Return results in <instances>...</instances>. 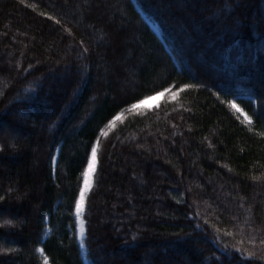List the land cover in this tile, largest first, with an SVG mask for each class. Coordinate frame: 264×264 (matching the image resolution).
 Returning a JSON list of instances; mask_svg holds the SVG:
<instances>
[{
    "label": "trees",
    "instance_id": "trees-1",
    "mask_svg": "<svg viewBox=\"0 0 264 264\" xmlns=\"http://www.w3.org/2000/svg\"><path fill=\"white\" fill-rule=\"evenodd\" d=\"M27 2L38 4L37 12L19 5L18 0H0V117L5 125L0 132V143L5 146L0 153V194L12 189V199L0 207V214L24 221L13 234L15 264H42L35 251L39 246L45 247L54 264H84L70 228L72 197L82 183L85 151L97 127L117 110L110 66L135 63L143 44L154 59L168 63L169 72L179 62L177 57H182L192 66L193 76L213 87L232 65L239 76L235 82L254 88L257 95L264 93L259 84L264 38L258 23H253L264 20V0H244L246 23L236 33L214 22V13L224 0ZM39 11L63 14L70 26H76V40L50 36V22L39 17ZM105 14L111 18L107 29L97 24ZM147 21L158 28L160 36ZM81 37L90 49L87 60L77 54ZM29 64L33 67L25 73ZM79 65L91 70L73 95L77 77L67 69L75 73ZM41 77L43 87L33 83ZM167 79V73L154 71L141 80L139 89L125 85L129 91L122 98L136 95L145 100ZM185 82L195 81L183 74L172 80L176 86ZM235 82L228 84L234 87ZM30 87L36 91H27ZM126 108L119 107L120 118L107 137H100L97 172L85 200L89 259L103 254L107 264H195L197 249L205 256L219 255L214 249L220 240L238 258L236 247L259 256L264 248L260 244L264 238V139L248 132L206 90H186L179 103L165 95L153 109L128 112ZM252 108H257L255 102ZM187 109L196 113V121L187 119ZM173 131L177 132L174 137ZM262 131L264 126L257 125L255 132ZM209 140L215 148L208 147ZM12 144L17 147L13 149ZM50 156L58 163L50 165ZM253 176L261 179L253 180ZM177 183L181 189H191L187 205L175 203L171 198L175 192L169 196ZM17 195L20 200L15 199ZM240 203L244 209L237 207ZM222 206L231 208L238 218L233 220ZM196 213L202 217L197 221L200 228L186 237L188 242L179 240L174 233L192 232ZM225 229L235 238L223 236ZM38 238L44 245L36 243ZM205 239L208 243H194Z\"/></svg>",
    "mask_w": 264,
    "mask_h": 264
},
{
    "label": "snow or ice",
    "instance_id": "snow-or-ice-1",
    "mask_svg": "<svg viewBox=\"0 0 264 264\" xmlns=\"http://www.w3.org/2000/svg\"><path fill=\"white\" fill-rule=\"evenodd\" d=\"M19 5L30 8L32 12H37V8L39 7L36 3H28L27 0H18ZM118 6V5H117ZM91 8L92 6L89 4L88 6ZM106 8L109 6H105ZM244 7V0H224V4L222 7L218 8L216 13H214V22L218 25L223 24V26L227 29L228 32L236 33L243 30L244 24L246 20L242 15V8ZM227 10V11H226ZM38 16L44 18L47 22H50L49 27L51 32L50 36L54 38L64 37L70 38L75 41L77 38V33L75 31V25L70 26V22L64 18L63 14H54L50 11H39ZM87 18V17H86ZM75 19V17L73 18ZM212 19V18H210ZM111 18L107 16V14L102 15L97 24H99L102 28L107 29L110 27ZM253 23H258V31L261 34L262 38H264V20L261 21H253ZM96 25H93L95 28ZM43 38V36H42ZM78 50L77 54L80 59L87 60L89 58L90 49L86 44L84 38H80L78 40ZM70 47V45H69ZM23 56V53H21ZM178 63L173 65L171 72H169V65L162 59L155 58L154 54L149 53L147 49L141 44V52L138 55L137 61L133 64H120V65H111L108 69L109 72V83H115L116 91L112 95V101L117 103L116 112L110 117L106 118V120L101 121L102 126L97 127V131L94 134L93 140L90 141L88 149L85 151L83 163H82V171L80 175L82 177V183L78 185L77 192L72 197L74 203V221L73 226H70L72 231V236L76 239V243L78 244V255L83 256V258L88 261V264H98V260L100 264H107V260L105 255H99L98 258L94 257L89 259L92 256V252L90 249V241H89V227H88V219L86 216L85 209V200L90 196V188L92 187V178L93 174L97 172L98 165V151L100 145V137H107L109 131L114 127L116 120L120 118L119 115V107L122 105H127L125 109L128 112H136L139 109V105L144 101L140 98V96L132 95L127 99H123L122 97L127 94L129 91V87L125 85L131 86L132 89H139L140 82L142 79L150 76L154 71H160L168 74V79L164 81V83L160 84L158 87L153 89L154 95H167L169 98L173 94L176 95V102L179 103V98L181 93H184L186 90H206L211 93L212 96L215 97V100L219 103L226 105L227 109L231 111L234 115L235 120L239 122L240 125L244 126V128L248 132H252L254 135L259 136L261 139H264V131L255 132V128L257 125L264 126V93L257 95L254 91V88H250L246 85H242L238 82L239 76L236 68L232 65H229L222 73H221V82L213 85V87H209L207 83L200 80L197 76H193V68L190 64L184 63L182 57H177ZM40 61L37 60L36 64H39ZM59 63V61H58ZM183 64V69L181 70L180 65ZM20 67L19 64L16 66ZM33 65L29 64L28 68L25 69V73L31 71ZM90 68L88 65H79L76 69L75 73H72L71 69H67V71L77 77L76 86L73 88V95L78 94L79 85L84 76H86L90 72ZM185 75L190 80H194L195 82H185L180 86H176L172 83V80L177 75ZM114 78V79H113ZM228 81L235 82L234 87L228 84ZM40 87H43V77L38 78L33 82ZM260 87L264 89V71L261 72ZM213 88L217 89L213 91ZM27 91L30 93H34L36 91L35 87H30ZM2 95V94H0ZM232 95L234 98L228 99L227 96ZM255 96V101H254ZM31 99L32 97H27ZM149 97L145 96L144 99H148ZM134 101V102H133ZM255 102L257 105L256 109L252 108V103ZM189 115L187 119H192L194 121L197 120L196 113L191 109L186 110ZM184 116H180V120H185ZM172 129H177V124L171 125ZM5 128V125L2 123V117H0V132H2ZM192 127H188V131L192 132ZM163 135V133H161ZM173 137L177 135V132L173 131L170 133ZM183 135V133H180ZM18 139V137H14ZM164 139L167 140L168 137L164 136ZM205 140H208V137H204ZM175 142L174 140L172 141ZM159 143V141H157ZM16 144H12V148L15 149ZM209 148H215L216 145L209 140L208 141ZM5 152V146L3 143H0V153ZM50 165L52 163H58V161L54 157H49ZM221 167H227L226 165H221ZM228 172H231L232 169L228 168ZM178 174L182 177L183 173L179 172ZM253 180H259L260 177H252ZM182 183V181H181ZM57 187H60V184H57ZM12 189L8 190L6 194H0V207H3L7 200L12 199L10 193ZM175 192V196H171V193ZM191 193L190 188L181 189L179 183H177L172 189H170L169 196L175 201L177 205H187L188 200L186 197ZM16 200H20L21 196L17 195L15 197ZM239 209H244V204L240 203L237 205ZM72 207L70 206V211ZM222 211L227 213L232 217L233 220L237 219L236 213L227 206H222ZM248 211H252L251 208ZM159 215V213H157ZM200 217L199 213H196L195 217H193V230L192 232L185 233V235H181L184 233V229H181L180 232L174 233L178 237L179 240L188 242L186 237L190 238L196 233V229L200 228V224L197 222ZM23 220H18L15 217L7 218L0 214V264H15L14 254L17 252V249L11 247L12 244H15L17 241L14 238V231L23 224ZM207 223V221H205ZM203 232V229H200ZM255 227L253 226V231H255ZM216 233H221V229L216 228ZM223 236L233 237L234 233L228 230H224L222 232ZM132 240L136 241L137 236L133 235ZM208 243V240L204 241H194V243ZM38 245H44V241L37 239L36 242ZM244 241H239L240 245H243ZM260 244L264 245V238L260 239ZM223 245V247H220ZM228 244L224 243L222 240L216 245L214 251L218 252L219 255L213 256H205L204 252L200 249H197L199 259L196 260L195 264H249L251 261L262 260L264 261V248L261 249V254L259 256L256 255L255 252L250 251L243 247H236L235 251L239 253V258L235 256L233 253L227 252ZM42 258V264H54L50 255L46 252L44 246H39L35 249ZM223 258V259H222ZM186 264H191V261L186 262Z\"/></svg>",
    "mask_w": 264,
    "mask_h": 264
},
{
    "label": "rangeland",
    "instance_id": "rangeland-1",
    "mask_svg": "<svg viewBox=\"0 0 264 264\" xmlns=\"http://www.w3.org/2000/svg\"><path fill=\"white\" fill-rule=\"evenodd\" d=\"M153 27V30L158 34V29H156L157 27L155 26H152ZM166 95V94H165ZM165 95H153L151 97H149L148 99H145L143 100L144 102L146 101V103H142L139 105V108L140 107H143V108H146V109H153L155 107H157L164 99Z\"/></svg>",
    "mask_w": 264,
    "mask_h": 264
},
{
    "label": "clouds",
    "instance_id": "clouds-1",
    "mask_svg": "<svg viewBox=\"0 0 264 264\" xmlns=\"http://www.w3.org/2000/svg\"><path fill=\"white\" fill-rule=\"evenodd\" d=\"M169 99H171V100L175 101V100H176V95H175V94H173L172 96H170V97H169ZM11 147H12V145H11Z\"/></svg>",
    "mask_w": 264,
    "mask_h": 264
},
{
    "label": "bare ground",
    "instance_id": "bare-ground-1",
    "mask_svg": "<svg viewBox=\"0 0 264 264\" xmlns=\"http://www.w3.org/2000/svg\"><path fill=\"white\" fill-rule=\"evenodd\" d=\"M157 29V28H156ZM147 101V100H146ZM146 101L144 103H146ZM94 176H95V173L93 174V178H92V186H93V181H94ZM92 189V187L90 188V190ZM86 261V260H85ZM87 264H88V261H86Z\"/></svg>",
    "mask_w": 264,
    "mask_h": 264
}]
</instances>
